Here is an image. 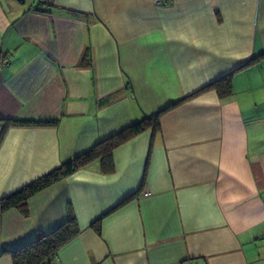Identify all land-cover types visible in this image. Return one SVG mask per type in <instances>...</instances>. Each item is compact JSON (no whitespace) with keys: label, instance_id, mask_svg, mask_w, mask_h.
I'll return each instance as SVG.
<instances>
[{"label":"crops","instance_id":"crops-1","mask_svg":"<svg viewBox=\"0 0 264 264\" xmlns=\"http://www.w3.org/2000/svg\"><path fill=\"white\" fill-rule=\"evenodd\" d=\"M48 3L0 0V132L59 120L5 129L0 197L187 99L112 172L94 160L2 212L0 264L70 210L79 232L50 264H264V0ZM226 75L228 96L203 89Z\"/></svg>","mask_w":264,"mask_h":264},{"label":"trees","instance_id":"trees-1","mask_svg":"<svg viewBox=\"0 0 264 264\" xmlns=\"http://www.w3.org/2000/svg\"><path fill=\"white\" fill-rule=\"evenodd\" d=\"M40 5L44 8H36V10L46 11L49 8L48 0L40 1ZM264 56H253L251 60ZM249 60V62L251 61ZM206 88H214L221 97H226L231 93V79L230 75L221 77L210 83ZM195 94V93H194ZM192 94V95H194ZM187 98L175 101L166 107L144 116L143 118L129 124L118 132L98 141L89 149L72 157L69 160L62 162L59 166L40 175L32 181L15 189L14 191L0 197V214L12 208L19 209L24 215L27 212V201L34 194L49 187L55 182L65 178L79 168H82L94 160H100L102 171L110 173L114 170L113 151L123 143L130 140L137 134L151 129L157 131L159 129V121L162 114L170 109L181 104ZM57 118L49 119H6L2 120L3 127L0 132V142L3 138L5 129L10 126L16 127H31V126H56L58 124ZM133 195L125 198L122 202L129 200ZM95 229L99 230V219L93 225ZM79 232V226L73 212L70 210L67 219L59 226L54 228L47 234H37L34 239L28 244L11 252L13 264H42L46 262L50 264L51 259L54 258L56 252L60 247L65 245Z\"/></svg>","mask_w":264,"mask_h":264},{"label":"built area","instance_id":"built-area-1","mask_svg":"<svg viewBox=\"0 0 264 264\" xmlns=\"http://www.w3.org/2000/svg\"><path fill=\"white\" fill-rule=\"evenodd\" d=\"M40 1H44V0H40ZM153 3L155 4H167L168 3V0H152ZM3 62L6 64L7 61L6 60H3ZM42 264H47L46 262H43Z\"/></svg>","mask_w":264,"mask_h":264}]
</instances>
